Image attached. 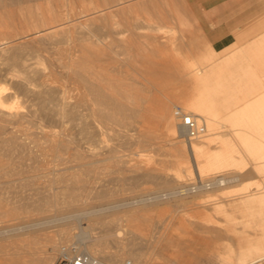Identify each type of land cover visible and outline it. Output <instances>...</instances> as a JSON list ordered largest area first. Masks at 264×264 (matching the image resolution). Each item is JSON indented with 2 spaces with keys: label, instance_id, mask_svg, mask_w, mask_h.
Segmentation results:
<instances>
[{
  "label": "bare ground",
  "instance_id": "obj_1",
  "mask_svg": "<svg viewBox=\"0 0 264 264\" xmlns=\"http://www.w3.org/2000/svg\"><path fill=\"white\" fill-rule=\"evenodd\" d=\"M61 6L65 9L58 8ZM130 6L131 0H0V214L15 216L14 221L27 218L0 226V264H52L61 244H70L101 264H137L136 256L132 261L124 257L131 255L140 224H149L152 218H141V214L137 220L141 223L132 225L131 220L139 216L135 201L129 196L117 197L119 187L113 188L124 183L131 187L140 181L170 189L177 184L175 202L190 204L198 198L204 203L227 196L225 189L231 183L238 182L233 188L255 174L264 176V171L256 172L264 169V90L253 89L252 80H243L240 73L234 79L231 70L220 66L222 61L210 67L215 71L221 67L216 75L202 68L203 72L177 74L194 78L193 94L176 108L191 115L199 127L197 134L184 137L176 130L179 117L170 101H158L150 126L131 122L141 111L131 105V76L102 73L118 69V59L131 62L135 56L131 37L122 33L127 30L131 35V15L118 14ZM155 39L152 35L141 44L160 50L162 43ZM166 68H170L167 63ZM257 84L264 85V77ZM248 93L258 95H235ZM235 99L244 102L232 106ZM222 120L231 127L229 136L221 130ZM161 133L181 153L164 160L167 164L134 158L131 149L124 153L131 145L160 148L156 135ZM192 163L198 181L181 183L192 174ZM224 168L232 173L220 174ZM109 184L117 186L110 188ZM210 187L213 190H205ZM192 189L197 193L191 194ZM234 195L230 205H202L215 216H209L210 223L189 225L221 238L235 230L215 219V213L227 216V206H244L243 211L252 216L264 213V184ZM137 206L140 208L138 202ZM163 225L170 228L165 221ZM260 226L264 228V224ZM32 236L34 242L28 239ZM260 246L251 248L264 251V245ZM244 252L237 264H256L264 258V252L249 258L251 252Z\"/></svg>",
  "mask_w": 264,
  "mask_h": 264
},
{
  "label": "rangeland",
  "instance_id": "obj_2",
  "mask_svg": "<svg viewBox=\"0 0 264 264\" xmlns=\"http://www.w3.org/2000/svg\"><path fill=\"white\" fill-rule=\"evenodd\" d=\"M77 4L79 3L76 2V6ZM63 7L61 6L58 8L65 9V7L64 8ZM197 7H198V3L195 0H177V1L176 0H131L130 7L125 8L123 11L118 12V14L129 13L131 15V18L128 19L129 22L131 23V35L127 30H123L122 33L127 38L131 37V54L133 55L135 54V56L138 55L137 56L138 58L137 60H133L135 56L134 58L132 56L131 62L122 61L121 59H118L119 63L116 62L117 66L119 67L118 69L102 71V73L103 74L105 73L109 76L112 75L116 76V75H122L124 73L126 74L128 73V75L131 76V105L140 107L141 109L140 116L138 118L131 117V122H137L142 125L150 126L153 123V117H151V113L155 111V107L158 101L160 100L170 101L171 107L174 110L176 106L179 105V101H183L188 96H190V94H193L192 91L194 90L193 87L194 78L191 77L182 78L180 76H177V74L184 73L185 71L186 72L189 71L187 72L188 74L197 71L198 72L207 71L209 66L206 67V64L208 62L200 58V55L203 52L209 51L210 49H217L219 52L216 53L215 55L214 63L218 61L220 58H222L225 53L228 52L230 53L232 50L234 52L229 56L239 57V55H242V53H240L239 50L241 49L247 50L253 47L254 46L253 43L255 41H258L261 35L264 34V31H261L257 35H254L256 33L254 32L252 33V35L243 36V37L238 36L235 39L234 43L228 45L227 47L217 46L215 45V43L218 42L219 35L216 34V36L214 37L209 36L210 32H213L212 29L208 30L207 27L209 25L205 24V28H202L200 23L197 22L196 16L193 15V9H196ZM215 10H213L212 13L210 14L207 12L205 13L204 15L206 20L205 22H207V20H210L214 23L216 21L215 17H220L221 18L220 23L222 25L223 23L222 16H223L224 8L223 6H221L217 11ZM227 10L229 11L230 8H227ZM249 16L252 17V15ZM177 17L186 18L183 19L184 28H182L181 31L177 28V24H176ZM253 18H256L255 15H253ZM155 26H161V28L155 29ZM152 35L156 36L155 40L158 41V44L162 43V45H158V48L159 46H161L160 50L159 49L157 50V46L155 49V46L153 45L144 44V43L141 44L142 42H145V40L150 38ZM252 36L253 38L249 40V38H251ZM230 60L231 57H229L226 60V62L222 61L220 66L226 67V69L228 67L229 69L230 65H232ZM166 63L170 66V68H166ZM175 65L177 67L179 66V68L178 69L176 68V70L174 68H171L172 66ZM221 67L220 69H218V71H215L214 69L213 71L211 69L210 73L213 75L220 73ZM200 68H202L203 71ZM262 75H264V71H262ZM242 79L246 80V78L244 77H242ZM197 87L195 86V88ZM240 88L243 89V87ZM252 88L258 90H264V85L257 84L255 86H252ZM235 95L249 97L253 95H258V93L235 94ZM243 102H244L243 99H238V100L235 99L231 101L232 106L241 105ZM177 121L176 122L178 124H176V130L183 132L184 137H186L187 133L179 125V120ZM221 122H222L221 130H223L229 136L230 133H228V131L231 127L227 123V120H222ZM156 136L159 138L158 139L159 143L162 146V147L160 146V148L158 149H154L151 145L149 146V144L147 146L145 145L141 147L131 145V148L128 146L127 148L125 145H123L121 148L123 149L126 147L125 149H123L124 153H126L125 150H128L127 152H129V150L131 149L130 150L131 156L134 158L141 160H150V161H153L154 159H159L163 161L164 165L167 164L164 162V160L166 161L169 160L170 158L178 157L179 154H181L180 152L174 151L175 149L169 144L170 141H168V138L165 134L161 133V134H157ZM106 137H105L106 141L110 142L108 141L110 136L109 137L106 136ZM185 146L187 148L186 150L189 159H191L192 162V155L189 149L188 141L185 142ZM166 171L170 172L171 168L167 169ZM231 171H232L231 169L224 168L223 171L220 172V174L229 175L232 173ZM262 171H264V169L261 170L257 169L256 172L258 173ZM132 174L135 175V171H131V176ZM185 177H186L185 180L181 181V183L183 182L187 183L189 181L191 182L192 180L198 181V174L193 163H192V174H190L189 177L188 175H186ZM245 182L242 183V186L238 185L233 188L231 187L237 185L238 182L229 184L230 187L228 189H225L229 191L227 192L228 194L227 193L225 194L227 196L224 197L223 195H221L223 196V198H216V201L214 200V201H207L204 203H200L203 199L197 198L193 200L190 204L178 203L173 200L174 199L173 196H175L174 194H178L174 192L177 190L176 187L179 186V185L177 186V184L173 185L172 189L167 187L163 188L155 184L153 181H148V182L140 181L138 184L134 186L131 184V187L133 189L126 183L120 186L109 184L108 186L110 188L113 186L114 187L117 186V188H113V189H118L119 187V190L116 191L118 194L117 197L127 196L128 198L129 196V198L131 197L132 203H134L135 201L136 203V206L134 204L135 208L139 209L140 211L141 209H144L141 212L136 209V213H138L139 216L137 217V219H134L136 221L131 220L132 225L133 223H137V222L141 223L140 221H137L138 218L141 216V214H142L141 218L142 217L143 218L147 217V219L152 218L151 220H149V224H145L146 222L144 223V221L143 224L142 223L140 224L139 233H136L134 235L135 237L133 236L135 244L133 245L131 244V246H133L131 247V255L127 254V256L125 255L124 258L128 261L129 259L131 260L133 257L136 256L134 258V261L137 264H140L141 261H144L145 264H226V263L233 264L234 262L236 263V259H238V257H240L243 253H245L244 251L247 252V250L251 252L249 253L248 258L254 257L256 255H261V253L264 251L259 249L255 250V248L253 249L251 248V246L255 247L258 245L259 248H262V246L260 245H264V243H262L264 242V232H262L264 231V228L260 226L264 224V213H261V217L260 214L257 212H256L257 214L255 213L256 215L253 214L252 216V215H247L244 212L246 208L244 206L243 207L241 206L240 208L236 206H235L236 208L233 206H227V208L229 209L228 213L226 214L227 216L222 215L220 213H215L214 214L216 215L215 219L220 220V221L217 220L218 224L220 225L223 224V226L232 225L235 230L233 232H229L227 234L228 236L226 235L221 238H215V237L213 238V235L210 236L208 232L205 233L204 231H201L200 233L199 230L198 231L193 230V228L189 225V222H197L202 224L210 223L209 221L207 222L209 216H211L212 218H214L215 216H212L213 214L211 215L210 211L205 210V208L202 207V205L208 204L212 206L213 202L214 204L224 203L226 205L230 201V199L236 196L234 194L240 193L242 191H246V190L248 191L250 189L258 188L261 186V184H264V176L262 175L257 176L255 174L253 178ZM115 183L119 184L118 182ZM121 186L123 187L121 188ZM191 186L193 185H190L189 187ZM122 189L125 190L123 191ZM130 189L132 190L130 191ZM234 189H236L235 192ZM194 190L195 189L191 190V194L197 193V191ZM205 190L209 191V190H213V188L210 187ZM118 191H120V193ZM202 191H203L202 193H204V190ZM215 192L219 193V191H215ZM132 194H133V198H132ZM137 202L138 205H140V208H138ZM228 204L230 205L232 203L229 202ZM253 204H254L253 207H255L256 210L258 207L257 203L253 202L252 205ZM245 215L247 216L246 218ZM34 216L36 218L37 214H34ZM14 217L12 216L10 218V216L8 215L3 216L0 214V226L3 227L7 225L6 223L8 224L9 222L17 223L27 219L25 217L24 219L23 217H16L14 221ZM242 217L243 219H241ZM9 218L11 220H9ZM7 219L9 221H7ZM226 219L227 221L225 223L224 220ZM142 220L144 219H141V221ZM164 221L165 224L166 223L168 224V227L170 225V228L167 229L162 228L164 226L163 225ZM141 225L143 226V228L141 227ZM178 225L179 226L181 225L182 228H180ZM137 226L138 224H136V227ZM173 226H177V228L175 229ZM255 228L258 229L259 231L257 230L255 231ZM182 229H185V231L183 230V232H181ZM28 239L31 242L35 241V237L33 236ZM228 239L229 241H227ZM126 246L127 245H124L123 247V250L125 251H127ZM235 247H236V254H235ZM135 249L136 250L138 249L139 251L137 250L138 251L137 252ZM225 258L228 260H226ZM262 260H264V258L260 257V259H257L256 264H260ZM254 262L255 261H253L252 263L250 262L248 264H253Z\"/></svg>",
  "mask_w": 264,
  "mask_h": 264
},
{
  "label": "crops",
  "instance_id": "obj_3",
  "mask_svg": "<svg viewBox=\"0 0 264 264\" xmlns=\"http://www.w3.org/2000/svg\"><path fill=\"white\" fill-rule=\"evenodd\" d=\"M195 1L198 3V7L193 9V15L196 16V20L200 23L202 28H205V24L209 25L207 27L208 30L212 29L213 31L210 32L209 36L214 37L216 34L219 35V40L215 43L217 46L227 47L228 45L233 44L238 36H248L252 35L254 32H256L254 35H257L261 31H264V0ZM221 6L224 8L222 25L220 23V17H215L216 21L214 23L210 20L205 22V13L207 12L210 14L215 9V11H217ZM227 8H230V10L228 11ZM249 15H252V17ZM253 15H255L256 18H253ZM183 19L186 18H176L177 28L180 31L184 28ZM253 36L249 38V40L252 39ZM253 45V47L247 50H239V52L242 53L239 57L229 56L234 52L232 50L230 53H225L223 57L215 63V55L219 52L217 49H210L209 51L203 52L200 55V58L208 62L206 67L209 66L208 73L211 74L210 67L214 64L216 65L219 61L226 62V60L231 57L230 61L232 65H230L229 70L234 73V79H236L237 74L240 73L241 78H246L245 81L252 80L251 86H255L257 84V80L260 77H264V75H262V71H264V34H262L259 40L255 41ZM260 264H264V260H262Z\"/></svg>",
  "mask_w": 264,
  "mask_h": 264
},
{
  "label": "built area",
  "instance_id": "obj_4",
  "mask_svg": "<svg viewBox=\"0 0 264 264\" xmlns=\"http://www.w3.org/2000/svg\"><path fill=\"white\" fill-rule=\"evenodd\" d=\"M175 114L179 117L180 126L188 136L198 133L199 127L190 114L175 109ZM52 264H101L97 259L91 258L85 253L78 252L70 244H61Z\"/></svg>",
  "mask_w": 264,
  "mask_h": 264
}]
</instances>
